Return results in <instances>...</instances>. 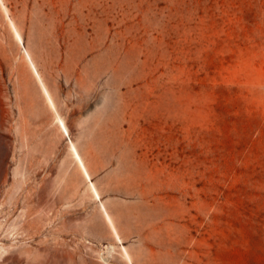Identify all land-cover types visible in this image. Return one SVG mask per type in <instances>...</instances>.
I'll return each instance as SVG.
<instances>
[{"label": "rangeland", "instance_id": "1", "mask_svg": "<svg viewBox=\"0 0 264 264\" xmlns=\"http://www.w3.org/2000/svg\"><path fill=\"white\" fill-rule=\"evenodd\" d=\"M0 264H264V0H0Z\"/></svg>", "mask_w": 264, "mask_h": 264}, {"label": "crops", "instance_id": "2", "mask_svg": "<svg viewBox=\"0 0 264 264\" xmlns=\"http://www.w3.org/2000/svg\"><path fill=\"white\" fill-rule=\"evenodd\" d=\"M88 173L90 174V177H91V182L96 186V190L98 191L100 197H101V201H103L105 203V205L107 206V209L110 205L109 203V200L106 198L107 196L103 193V191L101 190L100 188V182H102L105 178L104 175L102 176H95L92 171H88ZM78 174H79V178L81 179V181L83 183H88L89 180H87L85 174L83 171H78ZM90 195V199H92L94 202H97L98 200L95 198V194L94 192L92 193L91 191L88 193ZM99 202V201H98ZM100 205L98 206V214L103 216V212L102 210L99 208ZM74 206H71V205H63L62 206V222L64 224H75L76 223V219H74ZM50 209V206L48 205H44V207H42L40 204H39V207H38V211H39V222L42 221L41 219V212L43 211L44 213ZM78 222V221H77ZM88 221L86 220H79V223H87Z\"/></svg>", "mask_w": 264, "mask_h": 264}, {"label": "bare ground", "instance_id": "3", "mask_svg": "<svg viewBox=\"0 0 264 264\" xmlns=\"http://www.w3.org/2000/svg\"><path fill=\"white\" fill-rule=\"evenodd\" d=\"M33 68V67H32ZM43 87V86H42ZM44 88V87H43ZM43 90V89H42ZM44 90H45V92H46V94L48 95V97H49V94H48V92L46 91V89L44 88ZM49 100L51 101V99H50V97H49ZM51 105V104H50ZM53 107V106H52ZM60 125H61V127H62V129L64 130V132L67 134L68 133V130H67V127L65 126V124H64V122L63 121H60ZM71 150H72V152H73V154H74V157H75V159H77V161L79 162V164H80V166L85 170V172H86V175L88 176V173H87V171H86V168H85V165H84V163H83V160H82V158H81V156L79 155V153H78V151H77V148H76V145L74 144V143H71ZM89 177V176H88ZM97 197H98V195H97ZM102 204V203H101ZM101 207H102V209L104 210V211H106V209H105V206L102 204L101 205ZM108 218H109V216H107ZM110 219V218H109ZM110 222V221H109ZM112 227H113V224H112ZM114 228V227H113ZM116 232V231H115ZM127 254V253H126ZM130 260V259H129Z\"/></svg>", "mask_w": 264, "mask_h": 264}]
</instances>
